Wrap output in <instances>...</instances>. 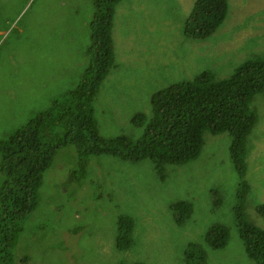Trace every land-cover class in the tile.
<instances>
[{
  "label": "rangeland",
  "instance_id": "obj_1",
  "mask_svg": "<svg viewBox=\"0 0 264 264\" xmlns=\"http://www.w3.org/2000/svg\"><path fill=\"white\" fill-rule=\"evenodd\" d=\"M194 2L121 0L116 7L114 68L94 100L106 142L143 135L132 119H151L153 94L203 71L227 79L264 56V0H228L227 19L205 41L185 36ZM94 14V0H0V143L77 90L90 64ZM250 107L258 121L246 139L244 178L228 132H206L200 156L166 165V179L150 159L95 155L82 170L75 146L60 149L42 175L35 211L17 223L8 264H257L239 220L264 231V89ZM1 167L0 158V191L8 180ZM182 201L193 212L178 223L172 205ZM122 216L135 223L127 251L117 247ZM215 226L228 232L220 249L205 237Z\"/></svg>",
  "mask_w": 264,
  "mask_h": 264
},
{
  "label": "trees",
  "instance_id": "obj_2",
  "mask_svg": "<svg viewBox=\"0 0 264 264\" xmlns=\"http://www.w3.org/2000/svg\"><path fill=\"white\" fill-rule=\"evenodd\" d=\"M120 2L94 0L92 45L87 51L90 64L77 90L66 102L55 105L53 113L37 115L7 142L0 143L1 168L8 177L0 191V264L12 260L17 223L35 211L42 175L60 149L75 146L82 170H86L88 158L95 155L105 154L132 162L150 159L166 179V165L189 163L200 156L206 132L213 135L228 132L237 172L240 178L246 174V139L258 121L250 101L264 89V56L245 61L227 79H218L213 71H203L193 80L153 94L151 119L145 113L132 119L135 126L145 127L139 139L122 136L106 142L101 138L94 117V100L99 86L114 68L112 34ZM228 14V0H195L186 23V38L209 39L224 24ZM172 209L176 216H181L177 217L178 223L193 212L192 204L186 201L173 204ZM259 212L264 219V204ZM239 221L247 254L257 264H264V231L242 217ZM134 227L131 217L119 219V249H131ZM205 237L214 249L223 248L228 242L227 230L219 226L210 228Z\"/></svg>",
  "mask_w": 264,
  "mask_h": 264
},
{
  "label": "crops",
  "instance_id": "obj_3",
  "mask_svg": "<svg viewBox=\"0 0 264 264\" xmlns=\"http://www.w3.org/2000/svg\"><path fill=\"white\" fill-rule=\"evenodd\" d=\"M210 51V50H209ZM2 143V142H1Z\"/></svg>",
  "mask_w": 264,
  "mask_h": 264
}]
</instances>
